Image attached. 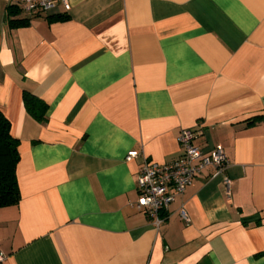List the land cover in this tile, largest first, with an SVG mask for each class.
<instances>
[{
	"label": "crops",
	"instance_id": "crops-1",
	"mask_svg": "<svg viewBox=\"0 0 264 264\" xmlns=\"http://www.w3.org/2000/svg\"><path fill=\"white\" fill-rule=\"evenodd\" d=\"M68 2L29 18L0 0V111L19 153L3 264H264V0ZM184 129L228 167L202 171L156 228L135 207L142 158L177 159Z\"/></svg>",
	"mask_w": 264,
	"mask_h": 264
},
{
	"label": "built area",
	"instance_id": "built-area-1",
	"mask_svg": "<svg viewBox=\"0 0 264 264\" xmlns=\"http://www.w3.org/2000/svg\"><path fill=\"white\" fill-rule=\"evenodd\" d=\"M12 4L25 13L29 18L50 14L58 6H62L65 13L70 11L68 0H12ZM200 133L184 129L177 137L181 155L168 164L149 161L143 156L137 178L138 200L135 207L143 211L154 227L158 228L165 221V212L169 205L181 196L191 185L193 179L207 168L214 170V176L223 174L228 167V158L221 148L210 153L203 152L194 145V139ZM136 152H130L126 160L136 158ZM228 187L229 181H225ZM180 219L188 222L189 218L184 210L179 211ZM4 256L0 252V264Z\"/></svg>",
	"mask_w": 264,
	"mask_h": 264
},
{
	"label": "trees",
	"instance_id": "trees-1",
	"mask_svg": "<svg viewBox=\"0 0 264 264\" xmlns=\"http://www.w3.org/2000/svg\"><path fill=\"white\" fill-rule=\"evenodd\" d=\"M8 16H16L19 8L10 5L7 8ZM28 19H13L12 26L25 25ZM39 102L30 94L24 95L26 109L33 115H37L39 110H35V103ZM38 109L44 108L42 103L37 105ZM40 118V116H37ZM19 161L18 140L10 132V123L0 111V208L15 205L19 201V190L16 179V166Z\"/></svg>",
	"mask_w": 264,
	"mask_h": 264
}]
</instances>
